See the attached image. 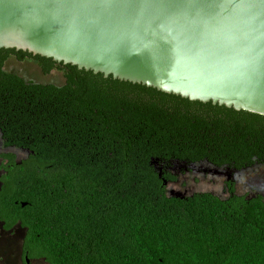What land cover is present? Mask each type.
<instances>
[{
    "label": "trees",
    "instance_id": "obj_1",
    "mask_svg": "<svg viewBox=\"0 0 264 264\" xmlns=\"http://www.w3.org/2000/svg\"><path fill=\"white\" fill-rule=\"evenodd\" d=\"M34 60L64 82L5 69ZM0 218L47 264H264V196L167 192L175 164L264 163V115L0 48ZM16 202L18 204L16 205ZM27 202L23 208L22 203Z\"/></svg>",
    "mask_w": 264,
    "mask_h": 264
},
{
    "label": "water",
    "instance_id": "obj_2",
    "mask_svg": "<svg viewBox=\"0 0 264 264\" xmlns=\"http://www.w3.org/2000/svg\"><path fill=\"white\" fill-rule=\"evenodd\" d=\"M0 48L264 115V0H0Z\"/></svg>",
    "mask_w": 264,
    "mask_h": 264
},
{
    "label": "rangeland",
    "instance_id": "obj_3",
    "mask_svg": "<svg viewBox=\"0 0 264 264\" xmlns=\"http://www.w3.org/2000/svg\"><path fill=\"white\" fill-rule=\"evenodd\" d=\"M5 69L22 76L28 82L53 83L61 85L64 82L62 72L53 70L44 74L32 59L23 61L11 56L6 62ZM13 153L18 160L26 158L29 151L16 147H6L0 134V154ZM2 159L0 158V165ZM177 180L167 185L168 193L189 195L194 192H211L220 198L228 196L226 181L231 180L234 190L239 195L248 197L261 194L264 196V163L240 172H228L227 169H213L206 163L175 164L173 166ZM2 170L0 169V176ZM25 230L15 226L10 231H4L0 222V264H24L21 246ZM30 264H47L43 259H32Z\"/></svg>",
    "mask_w": 264,
    "mask_h": 264
},
{
    "label": "flooded vegetation",
    "instance_id": "obj_4",
    "mask_svg": "<svg viewBox=\"0 0 264 264\" xmlns=\"http://www.w3.org/2000/svg\"><path fill=\"white\" fill-rule=\"evenodd\" d=\"M7 153V152H6ZM2 162H3V160H2ZM2 170V169H1ZM227 171L228 172H232V170H230V169H227ZM4 174V171L2 170V174H1V176ZM1 176H0V190H1V188H2V185H3V182H2V180H1ZM18 204V202H16V205ZM27 205V202H23L22 203V207L24 208L25 206ZM0 222L2 223V225H3V230L4 231H10V230H12L13 228H15V226H20L22 229H24L25 230V233H26V228L25 227H23L21 224H20V222L18 221V222H16L12 227H10L9 229H7L6 227H5V225H6V223H5V221H3L1 218H0ZM25 233H24V236H25ZM24 236H23V239H24ZM22 245H23V240H22ZM21 255H22V260H23V262H24V264H30L29 263V261L30 260H32L33 258H29L28 256H27V254H24L23 253V250H22V246H21Z\"/></svg>",
    "mask_w": 264,
    "mask_h": 264
}]
</instances>
